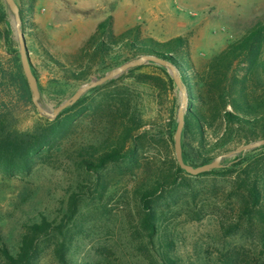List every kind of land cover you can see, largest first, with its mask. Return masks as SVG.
<instances>
[{
  "label": "rangeland",
  "instance_id": "1",
  "mask_svg": "<svg viewBox=\"0 0 264 264\" xmlns=\"http://www.w3.org/2000/svg\"><path fill=\"white\" fill-rule=\"evenodd\" d=\"M0 7L10 32V40L0 38V107L13 109L18 128L26 130L48 118L18 91L15 70L20 60L12 16L3 0ZM107 18L115 35L133 29L142 39L158 42L184 37L193 68L201 72L213 56L264 19V0H35L24 35L42 107L54 109L82 85L125 63L126 51H113L107 57H91V50L81 51L98 23ZM149 64L140 72L160 74ZM79 70L88 77H69ZM136 74L127 71L107 90L91 89L81 98L89 103L108 91H126L142 117L143 130L156 131L166 124L176 127L179 92L174 83L172 91L159 97L149 84H138ZM104 120L96 112H85L63 140L36 157L28 175L0 176V247L5 244L16 249L23 224L43 214L69 230L68 264H147L146 253L137 249L148 238L140 225L141 206L133 190L146 169L168 162V153L148 138L133 165L109 164L96 175L80 169L74 152L102 140ZM218 131L219 126L207 129L206 146L214 142L213 133ZM189 145L187 141L185 150L194 156L195 148ZM238 146L229 143L208 156L214 159ZM231 160H223V166ZM197 176L182 175L179 184L154 205L159 220L152 243H147L148 253L158 256L167 250L176 264H231L234 260L264 264V249L252 236L241 230L224 233L221 228V222L227 226L236 218L235 201L230 196L233 178ZM73 192H77L78 201L70 217L69 196ZM49 244L41 243L43 251L36 264H59Z\"/></svg>",
  "mask_w": 264,
  "mask_h": 264
},
{
  "label": "trees",
  "instance_id": "2",
  "mask_svg": "<svg viewBox=\"0 0 264 264\" xmlns=\"http://www.w3.org/2000/svg\"><path fill=\"white\" fill-rule=\"evenodd\" d=\"M16 2V1H15ZM35 0H18L21 28L25 34L27 14L31 12ZM5 14L0 7V38L8 41L10 32L4 26ZM92 51L91 57L109 56L113 51H126L128 56L122 62L141 55H152L176 66L188 90V107L181 135L182 157L192 166L210 163L208 154L223 148L229 143L242 145L264 139V19L253 24L238 40L213 56L201 72L193 68L189 58L188 42L184 37H174L164 42L142 39L133 29L115 35L110 26V18L98 23L96 30L85 42L83 51ZM118 64V63H117ZM115 64V65H117ZM160 74L140 72L147 65L128 70L135 75L138 84H149L157 96L173 89V81L166 70L149 64ZM70 78L84 80L88 73L83 70L71 72ZM118 80V79H117ZM117 80H110L91 92L107 90ZM15 82L21 97L31 104L30 92L20 65L16 66ZM99 100L85 102L80 98L74 105L60 112L54 119L34 123L26 130L18 128L13 109L0 107V176L13 178L28 175L35 159L47 153L51 147L63 140L73 123L85 112H96L104 120V135L97 144L81 146L75 150L77 165L91 174H98L109 164L137 163V154L148 138L161 144L167 151V163L146 169L143 179L133 190V195L141 206L140 225L146 232L147 242L139 243L137 249L146 253L147 264H176L168 251L156 256L148 253L147 243H152L157 233L159 220L154 205L169 189L179 184L186 175L176 163L173 152L175 127L166 124L156 131L143 130L145 124L128 93L105 92ZM100 95V96H101ZM174 103H172V106ZM173 113V109L171 110ZM219 126L213 133L214 142L206 146L207 129ZM186 140V142H185ZM195 148V155L185 150V144ZM192 143V145H191ZM194 143H196L194 145ZM255 152L260 154L253 155ZM197 162V163H196ZM222 175L233 178L230 196L235 201L234 222L221 228L224 233L241 230L252 236L261 249H264V146L233 157L220 169L198 175ZM78 194L69 196L70 217L75 212ZM48 241L52 246L53 257L59 264H68L66 253L72 242L68 229L63 230L41 214L23 224L16 249L8 245L0 247L1 264H36L43 248L41 243ZM167 246L166 242H163ZM148 253V254H147ZM231 264L238 263L236 260Z\"/></svg>",
  "mask_w": 264,
  "mask_h": 264
},
{
  "label": "water",
  "instance_id": "3",
  "mask_svg": "<svg viewBox=\"0 0 264 264\" xmlns=\"http://www.w3.org/2000/svg\"><path fill=\"white\" fill-rule=\"evenodd\" d=\"M3 1L12 16V28L17 41L20 65L28 89L30 91L31 103L36 108L37 112L44 115L45 117L49 119H54L60 112L74 105L87 91L102 86L110 80L118 78L121 74L127 72L130 69L152 63L166 69L167 73L171 77L175 87L179 92V103L176 110V127L173 134V152L177 165L186 174L191 176H197L209 172L211 170L220 169L223 167V160L242 155L246 152L264 146V139H260L254 142L242 144L235 149H232L224 154H220L216 156L213 161L207 164L192 166L184 162L182 157L181 135L184 128V118L188 106V90L176 66L166 60L152 55L138 56L109 70L102 76L92 79L89 83L79 87L69 99L65 100L52 110L42 107V105L40 104V94L38 90L37 81L32 73L25 35L21 28V18L19 14L18 5L16 4L15 0Z\"/></svg>",
  "mask_w": 264,
  "mask_h": 264
}]
</instances>
